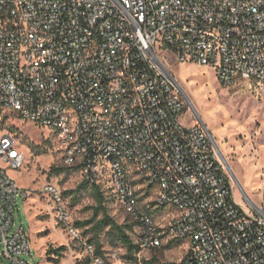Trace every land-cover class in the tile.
Listing matches in <instances>:
<instances>
[{"label":"built area","instance_id":"built-area-1","mask_svg":"<svg viewBox=\"0 0 264 264\" xmlns=\"http://www.w3.org/2000/svg\"><path fill=\"white\" fill-rule=\"evenodd\" d=\"M159 51L264 95V0H0V110L49 129L63 165L130 217L140 250L165 237L184 246L180 264H264V187L246 209L236 202L224 157ZM0 161L12 170L25 161L10 134ZM149 186L152 209L138 197ZM42 192L84 264H111L56 185ZM18 195L0 167V260L30 264L29 236L13 230Z\"/></svg>","mask_w":264,"mask_h":264},{"label":"rangeland","instance_id":"rangeland-1","mask_svg":"<svg viewBox=\"0 0 264 264\" xmlns=\"http://www.w3.org/2000/svg\"><path fill=\"white\" fill-rule=\"evenodd\" d=\"M159 57L165 64L170 76L179 85L187 101L196 112V122L200 121L214 139L226 161V170L232 180V192L236 202L246 209L244 198L258 202L264 187V95L254 84L241 83L237 87H223L217 81L214 72L209 68L191 63H179L173 56L159 51ZM186 114L184 125L194 122ZM10 134L15 138L16 149L24 154L25 161L18 170L7 168L0 161L7 176L25 193L23 199L18 195L14 207L13 230L22 227L28 234L32 251L23 258L30 264H56L54 256L46 254L48 248L64 247L57 264H84L82 246L71 240L70 236L57 223L51 206L43 194L45 184H54L63 194L72 191L84 181L75 171L55 174L52 168H65L58 145L50 137V130L23 122L15 114L0 110V137ZM101 191H105L101 189ZM106 197L107 214L119 225L132 224L109 193ZM153 191L145 197L140 191L138 197L141 205L150 203L154 207ZM73 223L85 222L92 217L96 205L88 191L82 193L76 202L71 197L64 198ZM165 217V216H164ZM159 225L165 223L159 218ZM88 228H79L81 236L87 241L91 234H85ZM104 259L111 264H179L184 246L168 244L162 239V247L154 250H141L136 261L126 257V251L120 245L110 244V239L101 234ZM131 237L136 243V229L133 227ZM55 258L54 260H52ZM0 264H9L0 260Z\"/></svg>","mask_w":264,"mask_h":264},{"label":"trees","instance_id":"trees-1","mask_svg":"<svg viewBox=\"0 0 264 264\" xmlns=\"http://www.w3.org/2000/svg\"><path fill=\"white\" fill-rule=\"evenodd\" d=\"M75 171V169L65 167V168H52L50 172H54L55 174L60 173H68L70 171ZM85 191H88L90 194V197L93 199L96 208L93 210L92 217L89 220H86L85 222H76L74 223L76 228H88L85 232V234H91V238L87 240V242L94 246L95 248V254L97 256H100L104 259L103 252L101 250L102 244H101V234L106 235L110 239V244L118 246L120 245L123 247L126 251V257L130 261H136L137 260V254L141 251L139 246L135 244L132 240L131 233L133 231L134 224H123L119 225L112 217H110L107 214L106 209V197L103 194L104 192L101 191V189L98 186L88 184L87 182L83 181L81 182L78 187L72 191L64 192L63 198L70 196L71 202H76L82 193ZM152 193V187L149 186L146 189H144V196L148 197ZM139 201H141L139 197ZM152 204V203H150ZM153 205V204H152ZM143 209L149 213V210L143 206ZM169 245L177 244L176 242L169 241ZM154 250V249H152ZM65 251L64 247H58L56 249L48 248L46 254L48 256H54L52 260L55 259V263L57 264V260L61 258L63 252ZM154 260L152 262H147L146 264H153ZM180 264V263H179Z\"/></svg>","mask_w":264,"mask_h":264},{"label":"bare ground","instance_id":"bare-ground-1","mask_svg":"<svg viewBox=\"0 0 264 264\" xmlns=\"http://www.w3.org/2000/svg\"><path fill=\"white\" fill-rule=\"evenodd\" d=\"M222 156H223V154H222Z\"/></svg>","mask_w":264,"mask_h":264}]
</instances>
